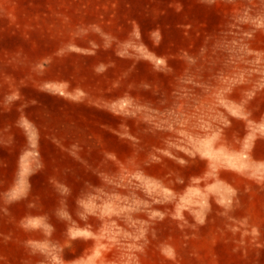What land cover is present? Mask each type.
<instances>
[{"label": "rangeland", "instance_id": "rangeland-1", "mask_svg": "<svg viewBox=\"0 0 264 264\" xmlns=\"http://www.w3.org/2000/svg\"><path fill=\"white\" fill-rule=\"evenodd\" d=\"M95 47L132 98L57 103L52 56L78 79ZM25 54L41 92L20 87ZM31 100L59 108L69 165L92 183L61 186L60 208L106 214L76 264H264V0H0V116ZM213 137L227 146L202 162Z\"/></svg>", "mask_w": 264, "mask_h": 264}, {"label": "crops", "instance_id": "crops-1", "mask_svg": "<svg viewBox=\"0 0 264 264\" xmlns=\"http://www.w3.org/2000/svg\"><path fill=\"white\" fill-rule=\"evenodd\" d=\"M100 52L98 47L88 51V75L78 79L65 67V60L64 68L59 69L58 54L52 56L47 93L57 103L75 101L104 112L109 104L130 100L131 81L108 76L106 66L117 64ZM18 63L26 68L20 87L41 92V59L25 54ZM54 112L41 116L40 104L31 100L20 104L19 116H0V264H76L90 255L97 235L106 227L101 209L60 208L58 204L61 186L83 185V194L89 196L92 183L76 176L69 165L76 158L65 154L76 146L68 142V132L59 129V108ZM230 136L240 138L242 134L231 132ZM220 145L227 146L214 137L201 141L202 162L209 156L215 160ZM102 150L105 162V147ZM227 152V160L236 159L234 150L227 148ZM263 158L252 152V159Z\"/></svg>", "mask_w": 264, "mask_h": 264}]
</instances>
